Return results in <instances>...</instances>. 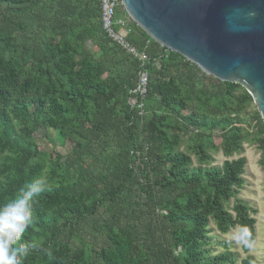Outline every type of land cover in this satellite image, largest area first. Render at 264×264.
Here are the masks:
<instances>
[{"label":"trees","instance_id":"obj_1","mask_svg":"<svg viewBox=\"0 0 264 264\" xmlns=\"http://www.w3.org/2000/svg\"><path fill=\"white\" fill-rule=\"evenodd\" d=\"M116 18L149 55L143 118L129 103L139 61L107 36L99 0H0V203L39 176L52 185L34 204L21 242L38 248L24 264H235L209 233L238 226L246 253L256 241L257 210L237 196L246 157L218 167L208 149L216 133L226 157L251 141L264 169V120L255 108L248 129L242 85L163 47L123 6ZM37 133L66 153L42 150Z\"/></svg>","mask_w":264,"mask_h":264},{"label":"water","instance_id":"obj_2","mask_svg":"<svg viewBox=\"0 0 264 264\" xmlns=\"http://www.w3.org/2000/svg\"><path fill=\"white\" fill-rule=\"evenodd\" d=\"M151 38L242 85L264 120V0H122Z\"/></svg>","mask_w":264,"mask_h":264},{"label":"rangeland","instance_id":"obj_3","mask_svg":"<svg viewBox=\"0 0 264 264\" xmlns=\"http://www.w3.org/2000/svg\"><path fill=\"white\" fill-rule=\"evenodd\" d=\"M88 46L91 47V42H88ZM255 104L246 107L242 117L246 120L242 122L248 129V123L253 126L254 120L252 117L255 112ZM52 137L54 132H51ZM37 142L42 150L52 151L53 149L59 150L61 153H66V148L56 146L50 140L45 138L44 135L39 133L36 134ZM208 139V138H207ZM212 141L218 148H209L208 153L212 157V165L220 167L225 160H231L239 157H246L245 172L242 175L244 179V185L238 192V197L247 201L251 207L257 210L254 217L256 219V232L257 238L253 244L251 250L246 253L243 250L242 236L238 226L231 228L227 233L221 232L215 225L211 223V232L209 233V246L213 249L214 253L229 251L236 257L235 264H242L241 261L248 255L254 256L259 264H264V169L260 164L261 151L257 148L256 144L251 141H244L243 152L241 154H235L232 157H226L220 146V138L218 134L212 136ZM193 142L188 138L183 140L180 146L181 150H187L188 143ZM193 159L194 165L196 166L197 158L193 151L189 152ZM232 206V202L230 207Z\"/></svg>","mask_w":264,"mask_h":264},{"label":"clouds","instance_id":"obj_4","mask_svg":"<svg viewBox=\"0 0 264 264\" xmlns=\"http://www.w3.org/2000/svg\"><path fill=\"white\" fill-rule=\"evenodd\" d=\"M51 190L48 178L39 176L25 184L14 199L0 203V264H24L31 252L38 248L36 242L21 241L34 222L36 199ZM245 246L251 244L246 242ZM47 254L51 257L50 251Z\"/></svg>","mask_w":264,"mask_h":264},{"label":"built area","instance_id":"obj_5","mask_svg":"<svg viewBox=\"0 0 264 264\" xmlns=\"http://www.w3.org/2000/svg\"><path fill=\"white\" fill-rule=\"evenodd\" d=\"M101 3V20L104 31L107 36L121 46L128 54L139 61L140 70L136 88L131 90L132 95L129 98L131 109H134L142 118L145 116V101L149 92V55L146 50H139L135 45L127 40L129 29L126 20L116 18V10L123 6L122 0H99Z\"/></svg>","mask_w":264,"mask_h":264},{"label":"crops","instance_id":"obj_6","mask_svg":"<svg viewBox=\"0 0 264 264\" xmlns=\"http://www.w3.org/2000/svg\"><path fill=\"white\" fill-rule=\"evenodd\" d=\"M92 45V44H91Z\"/></svg>","mask_w":264,"mask_h":264}]
</instances>
